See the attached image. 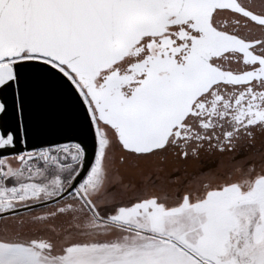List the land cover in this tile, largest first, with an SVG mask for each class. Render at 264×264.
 Returning <instances> with one entry per match:
<instances>
[{
	"label": "snow or ice",
	"instance_id": "obj_1",
	"mask_svg": "<svg viewBox=\"0 0 264 264\" xmlns=\"http://www.w3.org/2000/svg\"><path fill=\"white\" fill-rule=\"evenodd\" d=\"M257 132L264 0H0V264H264V151L113 191L114 147L187 161Z\"/></svg>",
	"mask_w": 264,
	"mask_h": 264
},
{
	"label": "rangeland",
	"instance_id": "obj_2",
	"mask_svg": "<svg viewBox=\"0 0 264 264\" xmlns=\"http://www.w3.org/2000/svg\"><path fill=\"white\" fill-rule=\"evenodd\" d=\"M262 151H264V146L255 153H260ZM250 154L239 156L234 160H220L207 163L201 167L197 166L193 169H190L189 171L186 170L181 173L175 172L171 174L163 172L164 174L162 175H158L156 171H154V173L145 172V174H143L145 169H137V167L134 170L119 167L117 170L119 171V174L115 172L113 173L114 177L118 180V183L115 184L113 191L121 195L123 198L128 199L139 195V190L144 186H148L157 190L160 187H164L168 195L173 196L176 189H182L188 181L194 179L199 174L200 170L226 171L230 166L243 161Z\"/></svg>",
	"mask_w": 264,
	"mask_h": 264
},
{
	"label": "flooded vegetation",
	"instance_id": "obj_3",
	"mask_svg": "<svg viewBox=\"0 0 264 264\" xmlns=\"http://www.w3.org/2000/svg\"><path fill=\"white\" fill-rule=\"evenodd\" d=\"M264 146V134L257 132L256 139L253 143L249 144L245 141H241L237 148L232 152H225V153H202L199 159H188L187 161H178L174 158L173 155L168 154L165 159L158 160L153 159V161L149 164H135L131 161L121 164L119 162V155L120 149L118 147L113 148V156L116 158L113 170L115 173L119 174L118 168H128L129 170H134L136 167L137 169H145L144 173H154L157 172L158 175L164 174L163 172L167 173H175V172H183L189 171L195 167H201L207 163L215 162V161H229L234 160L239 156L250 154L253 152L258 151L261 147ZM142 172V171H141Z\"/></svg>",
	"mask_w": 264,
	"mask_h": 264
},
{
	"label": "water",
	"instance_id": "obj_4",
	"mask_svg": "<svg viewBox=\"0 0 264 264\" xmlns=\"http://www.w3.org/2000/svg\"><path fill=\"white\" fill-rule=\"evenodd\" d=\"M60 116L59 102L55 98L45 97L37 101V119L45 128L50 130L55 129L60 123ZM40 138L54 139L55 136L49 132ZM35 142L36 140H33V143Z\"/></svg>",
	"mask_w": 264,
	"mask_h": 264
}]
</instances>
